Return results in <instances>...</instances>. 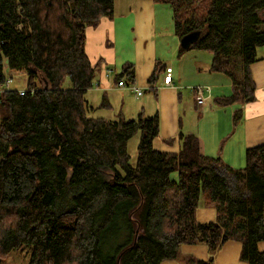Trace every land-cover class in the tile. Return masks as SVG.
Masks as SVG:
<instances>
[{
  "label": "trees",
  "instance_id": "obj_1",
  "mask_svg": "<svg viewBox=\"0 0 264 264\" xmlns=\"http://www.w3.org/2000/svg\"><path fill=\"white\" fill-rule=\"evenodd\" d=\"M156 1L172 6L180 38L202 31L195 47L233 81L222 104L255 100L251 64L264 46V0ZM115 2L0 0V263L27 247L29 264H161L185 244H206L208 260L186 263L216 264L217 250L238 240L242 260L264 264V144L247 150L244 168L227 167L230 180L195 134L181 132L177 152L157 147L158 111L97 115L88 93L98 65L87 55L86 30L113 16ZM11 71L26 72L25 94L5 88ZM121 80L135 84L133 64ZM137 133L133 164L128 143ZM203 198L216 208L213 222L196 217Z\"/></svg>",
  "mask_w": 264,
  "mask_h": 264
},
{
  "label": "crops",
  "instance_id": "obj_2",
  "mask_svg": "<svg viewBox=\"0 0 264 264\" xmlns=\"http://www.w3.org/2000/svg\"><path fill=\"white\" fill-rule=\"evenodd\" d=\"M119 1L118 8L117 0L115 2L113 16L102 17L97 25L89 26L86 30L87 55L93 65H98L96 80L88 93L89 100L97 107V115L114 119L118 116L128 118L129 114L130 119L136 118L141 112L154 114L158 111L161 133L156 139L157 147L177 152L181 148V132L195 134L200 138L203 152L207 156L220 158L221 171L234 180L227 167L235 170L244 168L247 150L264 144V46L258 49V59L251 64L256 84L255 100L248 103L238 100L223 105L221 100L233 94V91L228 90V75L211 70L212 55L198 52L190 56L182 54L180 44L174 38L178 36L175 29L173 33V30L167 31L160 24V2ZM168 62L172 63L170 71L155 83H149L157 66L163 64L166 68ZM176 63H180L179 71L173 69ZM127 64L135 67V85L145 90L142 97L132 104L128 103L134 92L128 86L117 85L118 76ZM186 71L192 75L200 74L206 83L202 85L204 87L194 82L185 83ZM15 73L11 71L10 76ZM21 73L26 75V72ZM168 78L171 83L167 82ZM217 82H225V85ZM198 88H202L207 100L204 106L197 101ZM105 102L110 106L105 107ZM194 108L203 115L199 119L203 124L196 125L192 121ZM111 110L118 111L109 115ZM183 111L188 116L186 120ZM196 217L200 222L215 221V206L203 198ZM242 249L241 241H227L214 254L216 264H248L241 259ZM259 249L264 251V241L259 243ZM210 256L206 244H185L178 259L165 260L161 264H187L189 257L208 260Z\"/></svg>",
  "mask_w": 264,
  "mask_h": 264
},
{
  "label": "rangeland",
  "instance_id": "obj_3",
  "mask_svg": "<svg viewBox=\"0 0 264 264\" xmlns=\"http://www.w3.org/2000/svg\"><path fill=\"white\" fill-rule=\"evenodd\" d=\"M119 0H117V8H118V5H119ZM159 6L162 7L161 9V12H159V18H160V24L165 28L167 29V31H170V30H173V33L174 32V22H173V16H174V11H173V8L171 5L167 4V3H162L160 2L158 4ZM260 12H262V14L264 13V9L263 10H260ZM163 13V14H161ZM174 38H177L179 44H180V37L179 36H175ZM180 48H181V52L182 54H186V56H190V54H194L195 52H198L199 54H204L206 56H211L212 55V59H213V54L210 52V51H206V50H201L199 48H196V47H193L189 50H184L182 49L181 45H180ZM171 62H168L167 63V66L166 68H163V64H160V75L159 77L162 78L164 74H166L168 71H170L171 69ZM186 64V63H185ZM183 65L184 66V70L186 69V65ZM179 65L180 63H176L174 68L176 71H179L180 68H179ZM185 78H187L184 82L185 83H191V82H194V83H197L198 85H201V87H204L202 85L206 84L204 83L205 81L201 78V75L200 74H197V75H192L191 73H185ZM226 74V73H225ZM228 75V74H226ZM224 75V76H226ZM158 77V78H159ZM227 77V76H226ZM8 79H11V83L10 85H5V88L6 89H21V88H25L27 89L28 87V77L27 75H23L21 72L20 73H15L13 76H10L8 75ZM228 79L229 82V87H228V90L230 89L231 91L234 92V85H233V81L231 79V77L228 75ZM219 83L220 85H225V82H217ZM70 86V81L67 80L65 82V87H68ZM129 89L132 91V88L129 87ZM225 89V88H224ZM145 92V90H143ZM133 92V91H132ZM143 92V94H144ZM148 92V91H147ZM142 94V95H143ZM142 96H140L139 98H141ZM137 100V97L135 96V94L133 96H131V98H129V103L128 104H132L131 102H135ZM186 103V101H185ZM190 105V104H189ZM191 105H192V102H191ZM183 107H185V104H183ZM191 107V106H190ZM120 110V109H119ZM186 110V108H185ZM195 111H193L194 113H192L193 117H192V121L194 123H196V125H200V124H203V122H201L199 119L201 118L200 116H203L201 114L200 111H197L196 108H194ZM118 111V110H116ZM116 111H109L108 114H114ZM107 112V111H106ZM187 112V110H186ZM185 111H183V118L184 120L187 119L188 116H186V113ZM188 114V113H187ZM238 115H236L237 117ZM127 117L129 118V114H127ZM204 120V119H203ZM139 139H140V134L137 133L133 138L130 139L129 143H128V151L131 155V162L133 164H136L137 163V159H138V145H139ZM157 145V143H156ZM178 176H179V172L176 171L172 174V177L174 179H178ZM30 259H31V250L30 248H25L23 251H13L3 262H1L0 264H29L30 263Z\"/></svg>",
  "mask_w": 264,
  "mask_h": 264
},
{
  "label": "built area",
  "instance_id": "obj_4",
  "mask_svg": "<svg viewBox=\"0 0 264 264\" xmlns=\"http://www.w3.org/2000/svg\"><path fill=\"white\" fill-rule=\"evenodd\" d=\"M167 82L171 83L172 81H171L170 78H168ZM10 83H11V79H8V80L6 81V83H5V85H6V84H7V85H10ZM5 85H4V86H5ZM117 85H118L119 87H127V86H128V87H131V88H132V91L134 92V94H135V96H136L137 98H139L140 96H142V94H143V92H144L143 89H142L141 87H138V86L135 85V84L129 86V85L126 84V82H125L124 80L119 81ZM21 94H22V95L25 94L24 89L21 90ZM197 101H198L199 105H201V106H204V105L206 104V102H207L206 98H205L204 95H203L202 88H198V89H197Z\"/></svg>",
  "mask_w": 264,
  "mask_h": 264
},
{
  "label": "water",
  "instance_id": "obj_5",
  "mask_svg": "<svg viewBox=\"0 0 264 264\" xmlns=\"http://www.w3.org/2000/svg\"><path fill=\"white\" fill-rule=\"evenodd\" d=\"M202 36L201 30L192 31L180 39L182 49L189 50L196 46Z\"/></svg>",
  "mask_w": 264,
  "mask_h": 264
}]
</instances>
